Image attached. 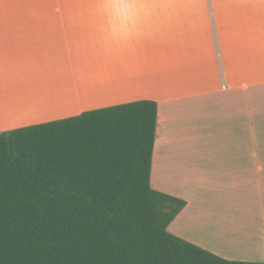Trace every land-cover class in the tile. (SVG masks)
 Masks as SVG:
<instances>
[{"label": "crops", "instance_id": "obj_1", "mask_svg": "<svg viewBox=\"0 0 264 264\" xmlns=\"http://www.w3.org/2000/svg\"><path fill=\"white\" fill-rule=\"evenodd\" d=\"M13 1L29 18L0 23V129L22 103L54 121L156 102L150 185L186 202L168 232L264 263V0Z\"/></svg>", "mask_w": 264, "mask_h": 264}, {"label": "trees", "instance_id": "obj_2", "mask_svg": "<svg viewBox=\"0 0 264 264\" xmlns=\"http://www.w3.org/2000/svg\"><path fill=\"white\" fill-rule=\"evenodd\" d=\"M156 130L140 100L0 133V264H264L168 232L186 202L150 185Z\"/></svg>", "mask_w": 264, "mask_h": 264}, {"label": "rangeland", "instance_id": "obj_3", "mask_svg": "<svg viewBox=\"0 0 264 264\" xmlns=\"http://www.w3.org/2000/svg\"><path fill=\"white\" fill-rule=\"evenodd\" d=\"M27 2L28 3H23V4L21 3L18 7L19 8L22 7V9H24V7H30V1H27ZM64 2H68V6H84L83 2L79 0H64ZM116 2L123 4L126 2V0H120ZM34 6H40V4L34 5ZM64 6H67L66 3L64 4ZM85 6H87L86 3H85ZM15 8L16 6L14 5L13 0H5V1L0 0V23L26 22L29 16L16 14L17 9ZM247 70H248V67H247ZM19 106L20 108L17 107V110L19 111H14L11 114V117L15 116L16 119H19L17 123L18 126L14 127L15 129L53 121V120H47L46 118L48 116L46 115L36 114V109L33 108L34 105L32 104L22 103V105H19ZM56 106L57 105H46L48 109H51V107H53L54 109V107L56 108ZM11 129L13 130V128H11L10 126L1 128L0 133L10 131Z\"/></svg>", "mask_w": 264, "mask_h": 264}, {"label": "bare ground", "instance_id": "obj_4", "mask_svg": "<svg viewBox=\"0 0 264 264\" xmlns=\"http://www.w3.org/2000/svg\"><path fill=\"white\" fill-rule=\"evenodd\" d=\"M161 171V170H160Z\"/></svg>", "mask_w": 264, "mask_h": 264}]
</instances>
